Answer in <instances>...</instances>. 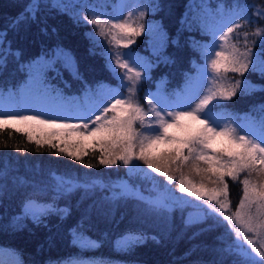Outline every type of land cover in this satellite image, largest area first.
I'll return each instance as SVG.
<instances>
[{
  "label": "trees",
  "instance_id": "obj_1",
  "mask_svg": "<svg viewBox=\"0 0 264 264\" xmlns=\"http://www.w3.org/2000/svg\"><path fill=\"white\" fill-rule=\"evenodd\" d=\"M113 1L39 0V11L32 19L26 14L32 0H0V32H7L0 49V55L7 53L0 64V93L15 92L29 78L27 72L30 77L36 72V87L44 92L67 95L90 88L92 95L86 94L90 103L98 88L113 86L114 78L105 67L101 47L92 37L98 30L85 21V17L93 18V12L111 10ZM138 1L143 7L137 15L143 12V20L153 24L152 30L162 36L157 51L146 45L148 39L143 32L132 43L137 58L139 54L144 57L147 78L141 82L150 91L173 95L181 85L195 79L201 57L197 48L211 40L210 26L223 20L228 28H234L227 43L223 41L224 51L230 52L233 44L243 51L244 33L248 32V46L255 57L258 60L264 56V46L251 42L259 39L251 33L264 28V17L259 15L264 0ZM18 17L20 23L13 26ZM223 74L230 80L227 83H244L231 98L213 104L261 132L264 76L251 67L242 75L231 71ZM59 148L46 143L38 146L9 126L0 131L1 260L8 264H233L238 259L225 251L235 241L226 221L209 218L186 226V220L196 218L183 203L156 208L136 193L117 198L118 181L130 183L141 194L150 182L136 173L130 175L119 160L116 165H102L99 158L86 154L80 163L59 153ZM226 182L230 200L237 205L242 187L239 181L227 178ZM27 201L55 211L41 217V223H34L30 217H23ZM63 209L67 215L58 211ZM78 225L80 236L94 242L92 248L73 245ZM129 232L142 233L148 239L126 250L117 249L118 239Z\"/></svg>",
  "mask_w": 264,
  "mask_h": 264
},
{
  "label": "snow or ice",
  "instance_id": "obj_2",
  "mask_svg": "<svg viewBox=\"0 0 264 264\" xmlns=\"http://www.w3.org/2000/svg\"><path fill=\"white\" fill-rule=\"evenodd\" d=\"M53 6L58 7L59 5ZM39 8V0H32L26 8L27 17L35 19ZM21 15L24 16L25 14ZM259 15L264 17V10H261ZM132 16L133 12H129L128 17L125 18L119 16L107 18L93 12V18L89 20L85 17V21L96 26L98 29L97 35L100 37H104L106 34L109 35V43L119 49L127 48L128 45L132 44L133 38L139 35L144 27L143 24L133 21ZM143 16L144 13L140 12L137 21L142 20ZM239 18L244 19L243 16ZM19 23L20 18L18 17L13 22V26ZM234 27H239V25L234 24ZM233 31V27L227 28V31L220 36V40L227 43L228 36ZM249 35L248 32L244 33L243 51L235 44L231 45L232 50L230 52L223 50L225 45H221L222 50L215 51V58L210 60L209 65L214 76L210 81L207 93L199 99L195 107H191L189 104L185 108H180V110L164 113L163 107H158L153 100H148V109L145 110L139 100L136 99L138 84L145 78L136 69L145 68V64L140 63L131 51L112 52L105 49L108 67L113 74H116L115 69H112L113 57L116 66L121 70H126L124 75L120 77V81L121 87H126L128 90L127 97H124L121 91L102 93L98 103L78 113L77 119L81 121L78 124H56L55 118L42 120L38 116L3 112L0 114V131L10 126L12 122L35 121L39 124L63 129L64 134L76 133L80 137H85V133H87V136L93 137L100 146V164L112 166L116 165L119 160L124 165H129L135 158L143 161L156 174L165 177L169 183L176 179L172 171H179L191 162L192 168L197 174L211 173L210 176L205 178L216 186L208 188L203 182L196 185L188 181L190 186L185 187V177L183 173L181 174L179 191L187 193L189 196L197 198V200L206 198L207 208V211L202 213L200 217L186 220V226L205 219L221 217L236 235V240L229 249L225 250L238 258L233 261V264H264V119L260 122L261 135L253 138L250 135H240L237 128L230 125H225L222 128L219 125H213L208 116V113L212 110L210 105L215 107L214 101L218 102L219 100L231 98L235 95L236 89L241 88L244 83L241 80H236L235 84L227 83L222 72L231 71L242 75L251 67L253 71L259 70L261 75L264 76V56L257 60L252 49L248 46ZM251 36L259 38L258 40L253 39L251 41L253 44L259 43L264 46V28H256ZM6 38L7 32H0V49L3 48ZM6 55L7 53L0 55V64L4 62ZM65 58L70 59L67 54H65ZM125 80L129 83L124 84ZM250 87L255 89L256 86L251 85ZM101 108H103L102 111H100ZM95 112H99V115H95V119H92ZM109 113H113V115L109 116ZM182 120L196 121L203 127L198 130V134L190 135L187 138H177L170 134L169 129L181 127L179 122ZM90 124L93 127L89 131ZM137 124L139 128L136 127ZM16 131L19 132L20 129H16ZM52 135H56V133H52ZM217 136L227 140L228 147L222 150L227 154V159L220 154H210L208 151L211 148V139ZM28 138L30 141L34 139L31 135ZM35 143L38 146L46 143L51 148H57V144L52 143L51 140L41 141L36 139ZM160 143H169L175 145V147L162 157H151L148 150ZM72 147H76L77 150L73 151L65 144L64 147L59 148V153H64L71 159L83 163L82 155L87 153H81L76 145ZM136 147H139L138 154L134 152ZM185 149L187 154H185ZM199 161H202L208 167L202 168L198 163ZM87 166L92 167L90 164ZM245 172L248 175L239 180V183L243 185V195L235 208V212L227 215L226 213L231 209L229 185L225 178L230 177L232 181H237L240 174ZM253 173L261 178L259 183L250 179ZM146 175L153 179L149 174L146 173ZM212 177H215V179L213 180ZM67 190L70 191L71 188L69 187ZM61 191H64V189H61ZM132 194L131 188H121L117 198ZM139 198L143 199L142 196ZM151 203L153 207H163V205L155 202ZM52 211H55V209L50 206L40 208L34 201H27L24 204L23 217H30L34 223L39 224L42 222L41 217ZM58 211L63 215H67L66 209ZM79 227L80 225L77 229H74L78 236H80ZM248 233H252L255 239L250 238ZM147 239L148 237L142 233L129 232L121 236L117 241V247L126 250L144 243ZM151 239L157 240V237L152 236ZM92 243L94 242H89V246ZM245 244L250 247V251L248 247H245ZM256 257L261 259L257 260Z\"/></svg>",
  "mask_w": 264,
  "mask_h": 264
},
{
  "label": "rangeland",
  "instance_id": "obj_3",
  "mask_svg": "<svg viewBox=\"0 0 264 264\" xmlns=\"http://www.w3.org/2000/svg\"><path fill=\"white\" fill-rule=\"evenodd\" d=\"M79 5V4H78ZM112 9L107 11L98 10L97 14L102 15V17L110 18L112 16H119L121 18L128 17L129 12H133L132 20L136 21L138 24H143L144 27L140 31L139 35L143 32L145 33V38L148 39L146 41V45L153 50H158L160 44L162 42V36L159 34L158 30H152L153 24H150L147 19L146 20H139L137 21V17L139 15V9L143 7V4L140 3L138 0H114L112 3ZM69 6V3H68ZM103 8V7H102ZM83 10V8L81 9ZM80 12V11H79ZM140 14V13H139ZM92 19V18H91ZM219 24L211 25L210 26V35L211 40L205 43H202L200 48L198 49V53H201L200 57V64L197 65L195 74L196 78H191L187 81L183 86L181 85L178 90L175 91L173 95H165L163 91H150L149 87L145 85L143 82H139L138 90H137V97L136 99L139 100L142 107L145 110L148 109V100H153L154 103H157L158 107H163L164 113L169 111H177L180 108H185L187 105H191V107H195V104L199 102V99L202 98L208 90L209 84L211 79L214 76L212 69L209 67L210 60L215 58V51L222 50L221 45H224V42L220 40V36L226 32L228 28V22L223 20ZM92 29H97L96 26L91 25ZM98 30V29H97ZM94 38V42H96L101 48L102 56L106 59L105 67L108 70V74L112 75L114 78L113 86L106 85L101 86L98 88L97 93L93 101L90 103L88 102V95H92L90 88L85 89L82 92L77 94H67L64 95L58 91L56 92H44L40 88L37 89L35 80L37 78L36 72H31L32 77H30V73L27 72V78L24 83L19 84L18 88L15 92H6L4 94L0 93V114L3 112L5 113H18L20 115L26 116H38L39 119L48 120L50 118H55L56 124H78L81 123L79 119H77V115L79 112L84 111L85 109L93 107L96 103L99 102L100 96L102 93H115L116 91H121L124 97L128 96L127 88L121 87L120 77L124 75L126 70L119 69L115 64V58L113 57L112 61V69H115V75L113 74L112 70L108 67V61L105 55V49H109L112 52L120 51V52H128L131 51L133 55L137 58L135 53L133 52V48L135 49L132 44L128 45L127 48H119L117 49L114 45L109 43L110 36L105 35L104 37H100L97 34H92ZM137 37V35L133 38ZM140 51H143L139 49ZM154 52V51H153ZM143 56L139 54L138 61L143 63ZM140 59V60H139ZM145 68H137V71L141 72V75L145 77L147 72H145ZM222 75L226 78V82H230L229 78L222 73ZM194 79V80H193ZM127 80L124 81V84H128ZM118 85V86H116ZM105 87V88H104ZM88 94V95H86ZM18 97V98H17ZM119 98V97H118ZM92 99V98H91ZM88 102V103H87ZM215 102V101H214ZM166 105V106H165ZM211 111L208 113L210 122L213 125H219V127H224L225 125H230L232 127L237 128V131L240 135H250L253 138L259 137L261 132L259 129L254 128L253 126H249V124L245 121L240 119L239 117L228 113L227 111L219 110L216 107H212L210 105ZM103 108L100 109L102 111ZM95 115H99V112H95L92 119H95ZM109 116L113 115V113H109ZM260 117L259 113H256L255 118L258 119ZM170 119V118H169ZM249 122L252 123V119H249ZM181 127L179 128H170V134L174 135L177 138H187L190 135L198 134V130L202 129V125H200L196 121L191 120H182L179 122ZM11 128L13 129H20L22 135L26 136V138L31 135L34 139H40L41 141L44 140H51L52 143L57 144L59 147H64L67 144L71 150H77L76 147H72L73 145L78 146L81 153L86 152L87 154H93L96 158H99L101 155V149L98 143L94 140L93 137L87 136L85 133V137H80L76 133H67L64 134V130L56 127H51L45 124H39L35 121H25L21 123L12 122L10 124ZM93 125L90 124L89 131L91 130ZM139 128V125H136ZM52 133H56V135H52ZM211 148L208 149L210 154H220L227 159V154L222 151L226 147H228L227 140L223 137H214L210 141ZM175 145L169 143H160L157 145L152 146L148 153L151 157L159 158L166 154H168L169 150L174 148ZM59 152V151H58ZM135 153H139V147L134 149ZM64 154V153H61ZM185 154L187 151L185 149ZM65 155V154H64ZM70 158V157H69ZM122 162V161H121ZM202 168H207L208 165L204 164L202 161L198 162ZM127 166V171L130 172V175L136 173L139 175L140 178H145V180L150 182L149 187L145 190L144 194L138 193V189L136 187H130V183L126 181H118V185L120 186L119 189L129 187L132 189V193L138 194L140 197L142 196L143 199L148 200L150 202H155L157 204L166 206L170 203H177L181 204L185 207L186 210L195 218H198L202 215V213L207 211L206 208V198L204 200H197L195 197L189 196L187 193H182L179 191V179L181 178V174L183 173L185 177V187H189L188 181H191L193 184L199 185L203 182L206 187L213 188L216 185L212 184V182L206 179V176H210L211 173H200L197 174L196 171L193 170L191 162L187 164V166L182 167L179 171H172V174L176 177L171 183H169L165 177L160 176L153 172L151 169L147 167L143 161L133 158L131 163ZM259 167V165H257ZM149 174L153 179H150L147 175ZM248 173H241L238 180L243 179L247 176ZM231 179L230 177H226L225 179ZM214 180L215 177H212ZM253 181L259 183L261 178L257 177L255 173L252 174L250 177ZM58 181L59 178L56 177ZM239 186L242 187L243 185L239 183ZM243 195V193H242ZM242 195L240 197H242ZM176 196H182V198L177 197L179 200L176 199ZM166 199V200H165ZM180 200H183L180 202ZM230 211L226 214L231 215L235 212V208L237 205H234L233 202L230 200ZM218 207V206H217ZM214 219H220L223 221L221 217H215ZM224 222V221H223ZM234 233V232H233ZM234 239L236 240L235 233ZM250 238H254L252 233H248ZM72 243L75 246L80 248L89 247L92 248L95 244L92 243L89 246V242H93L90 238L84 236H72ZM242 239V238H241ZM119 240V239H118ZM117 249V243L115 246ZM245 247L249 248L245 244ZM253 255H255L253 253ZM260 257H256L258 259ZM0 264H8L7 261H3L0 259Z\"/></svg>",
  "mask_w": 264,
  "mask_h": 264
}]
</instances>
